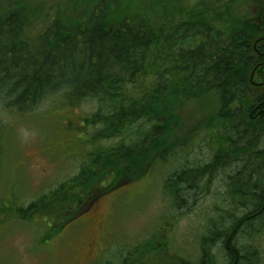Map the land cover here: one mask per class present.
Returning a JSON list of instances; mask_svg holds the SVG:
<instances>
[{"label":"trees","instance_id":"1","mask_svg":"<svg viewBox=\"0 0 264 264\" xmlns=\"http://www.w3.org/2000/svg\"><path fill=\"white\" fill-rule=\"evenodd\" d=\"M142 3L66 0L39 29L43 10L29 0H0V104L24 114L58 94L70 108L97 102L81 118L87 150L78 172L26 208L0 197V223L1 216L41 218L52 236L101 196L179 159L163 189L181 213L225 177L226 208L208 218L200 254L162 260L171 255L172 213L159 235L127 249L118 264H255L254 238L264 231V11L254 14L253 7L262 4ZM212 94L220 106L201 125L203 137H179L185 106ZM206 143L212 152L203 161L193 150Z\"/></svg>","mask_w":264,"mask_h":264},{"label":"rangeland","instance_id":"2","mask_svg":"<svg viewBox=\"0 0 264 264\" xmlns=\"http://www.w3.org/2000/svg\"><path fill=\"white\" fill-rule=\"evenodd\" d=\"M29 1L34 9L43 10L36 28L56 18L58 10L66 5V0ZM149 1L142 0L140 6L145 7ZM62 97H51L24 114L0 104V197L9 207L20 204L26 208L79 169L87 150L80 132L81 117L97 110V102L88 99L80 107L70 108ZM219 106L216 94L188 103L181 112L178 136L194 133V139L203 137L201 125L217 115ZM206 146L202 152L193 150L197 156L202 155L203 161L212 152V145ZM178 160L158 164L147 178L101 196L89 213L52 236V225L41 218L20 221L14 216H1L0 264H118L127 249L158 234L172 213L176 223L166 233L171 255L162 254V260H170L172 255L194 258V254H200L199 238L205 234L211 213L226 208L220 183L225 177L219 176L190 211L181 213L171 208L162 193L164 179L178 167ZM254 242L259 252L254 263L264 264V231L255 235Z\"/></svg>","mask_w":264,"mask_h":264},{"label":"flooded vegetation","instance_id":"3","mask_svg":"<svg viewBox=\"0 0 264 264\" xmlns=\"http://www.w3.org/2000/svg\"><path fill=\"white\" fill-rule=\"evenodd\" d=\"M256 2H259V5H261V6H254L255 8H254V14H256V13H258L260 10H263L264 11V0H260V1H258V0H256ZM263 74H264V72H263Z\"/></svg>","mask_w":264,"mask_h":264}]
</instances>
